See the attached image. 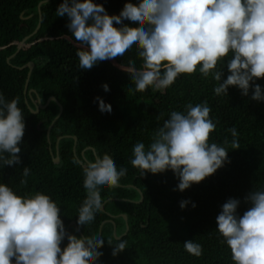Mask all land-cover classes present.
<instances>
[{
	"label": "trees",
	"instance_id": "16d2710c",
	"mask_svg": "<svg viewBox=\"0 0 264 264\" xmlns=\"http://www.w3.org/2000/svg\"><path fill=\"white\" fill-rule=\"evenodd\" d=\"M61 2L50 0L39 8L41 0H0V93L6 100L18 98L25 122L19 145L21 162L12 166L0 163V182L19 194L41 191L50 195L61 208L60 218L69 234L99 239L102 229V255L97 264H233L230 249L216 230V216L230 197L240 200L237 212L242 215L250 207L245 201L248 193L264 189V101L251 99V87L247 96L234 86L227 95H215L217 82L198 71L181 74L164 90L149 86L137 91L120 66L141 67L136 50L81 69L76 52L84 46L66 27L67 15H56ZM94 2L102 4L109 15H118L126 2L136 4V0ZM31 34L8 62L19 43ZM29 62L35 65L28 85V90L36 91L32 93L34 102L24 91L29 69L16 68ZM227 75L225 65L221 81ZM103 83L109 86L107 93ZM255 83L264 90V78ZM97 96L111 105V114L98 110ZM38 97L43 105L55 97L63 107L49 135L60 107L51 101L47 108L32 113ZM201 102H207L216 124L210 142L228 149L223 167L183 192L176 190L178 178L171 170L142 176L130 163L133 145L141 141L147 147L171 111H184L186 104ZM232 127L237 130L239 145L234 150L228 131ZM59 137L64 138L57 151ZM105 154L117 168L125 167L126 175L117 187L102 190L104 210L95 221L79 227L78 208L86 196L83 170L97 155ZM24 166L30 169L26 178L22 176ZM22 178L26 184L20 183ZM181 200L189 201L184 209L179 206ZM118 239L126 241V249L113 256L112 245ZM188 239L202 245L201 256L185 251L183 242ZM66 244L65 238L61 248Z\"/></svg>",
	"mask_w": 264,
	"mask_h": 264
},
{
	"label": "clouds",
	"instance_id": "9594fccd",
	"mask_svg": "<svg viewBox=\"0 0 264 264\" xmlns=\"http://www.w3.org/2000/svg\"><path fill=\"white\" fill-rule=\"evenodd\" d=\"M55 12L58 17L67 15L66 27L84 46L76 52L81 69L136 50L141 67L120 66L137 91L149 86L164 90L181 74L198 71L217 82L215 95H227L234 86L247 96L251 87V99L264 101V90L255 83L264 78V0H136V4L126 2L118 15H109L94 0H62ZM225 65L228 75L221 81ZM101 87L109 91L107 83ZM94 101L102 114H111V105L101 97ZM210 111L207 102L171 111L147 147L141 141L133 145L131 165L142 176L171 170L181 192L214 174L227 161L228 149L209 140L216 128ZM24 131L18 98L6 100L0 93V163L4 166L21 162ZM228 131L232 149H238L236 128ZM29 172L27 166L22 168L23 177ZM126 172L107 154L87 164L79 227L95 221L103 207L102 190L117 187ZM20 183L27 180L22 178ZM245 201L250 207L240 215V200L228 198L216 216V230L230 249L233 264H264V189L252 190ZM188 203L181 200L179 206L184 209ZM60 213L50 195L19 194L0 182V264H97L103 239L67 233ZM65 238L67 244L61 248ZM112 246L116 256L126 249V241L118 239ZM183 246L191 255H202V245L193 239Z\"/></svg>",
	"mask_w": 264,
	"mask_h": 264
},
{
	"label": "water",
	"instance_id": "95a60500",
	"mask_svg": "<svg viewBox=\"0 0 264 264\" xmlns=\"http://www.w3.org/2000/svg\"><path fill=\"white\" fill-rule=\"evenodd\" d=\"M49 1H50V0H48V2H49ZM48 2H47V3H48ZM41 5H42V4L39 5V8H40ZM22 18H23V17H22ZM23 19H24V18H23ZM41 21H42V17L40 16V22H39V24H38V26H37V28H36V31L40 28ZM36 31H35V32H36ZM35 32H34V33H35ZM31 36H32V34L29 35V36H26V37H25V38L19 43V45H18V49H17L16 53L7 59L8 62H10V59H11L12 57H14L18 52H20V50L23 48V46H24V44L26 43V41L28 40V38H30ZM34 66H35L34 63L29 62V63L26 64V65L16 67L17 69H19V70H21V71L24 70L25 68H28V69H29L28 77H27V80H26L25 90H24V91H25V94H26V95H27V94L29 95L28 97H29L32 101H33L32 93H35V94H36V91H35L34 89H30V90H28V85H29L30 76H31V73H32V70H33ZM37 99H38V101L36 102L35 108H34V109H31V112H32V113H35V114L39 113L40 110H43V109L47 108V106L51 103V101H54V102H56L57 104H59L60 112H59V114L57 115L56 119L53 121V123H52V124L50 125V127L48 128V135H49L50 130H51L53 124H54L55 121H56V120L62 115L63 107H62V105L59 103V101H58L55 97H50V98L47 100L46 104H44V105L41 103V100L39 99V97H38ZM33 102H34V101H33ZM63 138H64V137H59L58 140H57V147H56V148H57V151H58V145H59L60 141H61ZM75 139H76V144H77V143H78V137H75ZM50 149H51V148H50ZM87 150H88V149H87ZM75 151H76V147H75ZM84 154H85V152H84ZM54 161H55V162H58V161H59V157L57 156V157L54 159ZM142 200H143V199H142ZM102 210H104V205H103V207H102ZM123 217H124L125 219L128 220V216H127L126 214H124Z\"/></svg>",
	"mask_w": 264,
	"mask_h": 264
},
{
	"label": "flooded vegetation",
	"instance_id": "af4514ba",
	"mask_svg": "<svg viewBox=\"0 0 264 264\" xmlns=\"http://www.w3.org/2000/svg\"><path fill=\"white\" fill-rule=\"evenodd\" d=\"M102 236H103V235H102V229H101V233H100V238H99V239H102Z\"/></svg>",
	"mask_w": 264,
	"mask_h": 264
}]
</instances>
